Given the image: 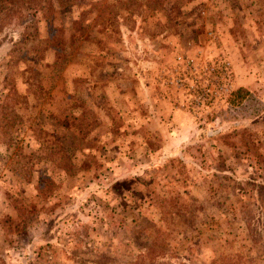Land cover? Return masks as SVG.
Instances as JSON below:
<instances>
[{
  "label": "rangeland",
  "instance_id": "374dc122",
  "mask_svg": "<svg viewBox=\"0 0 264 264\" xmlns=\"http://www.w3.org/2000/svg\"><path fill=\"white\" fill-rule=\"evenodd\" d=\"M0 264H264V0H0Z\"/></svg>",
  "mask_w": 264,
  "mask_h": 264
},
{
  "label": "trees",
  "instance_id": "16d2710c",
  "mask_svg": "<svg viewBox=\"0 0 264 264\" xmlns=\"http://www.w3.org/2000/svg\"><path fill=\"white\" fill-rule=\"evenodd\" d=\"M247 95V92L242 89V88H239V89H236L234 92H233V95L231 97H233L232 99H230V101H235V98L237 99V101H235V104H238L241 99H243L245 96Z\"/></svg>",
  "mask_w": 264,
  "mask_h": 264
}]
</instances>
